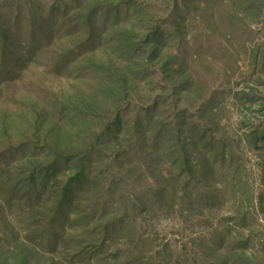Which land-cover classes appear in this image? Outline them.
I'll use <instances>...</instances> for the list:
<instances>
[{
	"label": "rangeland",
	"instance_id": "obj_1",
	"mask_svg": "<svg viewBox=\"0 0 264 264\" xmlns=\"http://www.w3.org/2000/svg\"><path fill=\"white\" fill-rule=\"evenodd\" d=\"M0 264H264V0H0Z\"/></svg>",
	"mask_w": 264,
	"mask_h": 264
},
{
	"label": "trees",
	"instance_id": "obj_2",
	"mask_svg": "<svg viewBox=\"0 0 264 264\" xmlns=\"http://www.w3.org/2000/svg\"><path fill=\"white\" fill-rule=\"evenodd\" d=\"M55 172H53L52 173V175L49 177V179H46V178H44L43 179V181H46L47 180V182H49V181H53L54 180V178H55ZM48 178V177H47ZM76 181V180H78V179H76V177L75 178H70L69 180H68V183L69 182H71V184H72V181ZM67 183V184H68ZM65 187V186H64ZM64 187H61L60 189H59V192L62 194V196L64 197V198H67V194L68 193H70L68 190H67V187L66 188H64ZM71 194V193H70Z\"/></svg>",
	"mask_w": 264,
	"mask_h": 264
}]
</instances>
